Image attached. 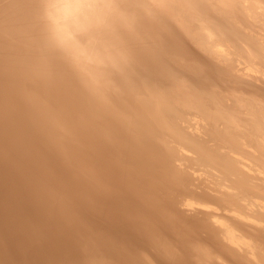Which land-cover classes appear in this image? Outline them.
<instances>
[{
	"label": "clouds",
	"instance_id": "clouds-1",
	"mask_svg": "<svg viewBox=\"0 0 264 264\" xmlns=\"http://www.w3.org/2000/svg\"><path fill=\"white\" fill-rule=\"evenodd\" d=\"M0 264H264V0H0Z\"/></svg>",
	"mask_w": 264,
	"mask_h": 264
}]
</instances>
